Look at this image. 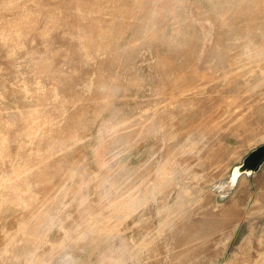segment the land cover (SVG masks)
Wrapping results in <instances>:
<instances>
[{
	"label": "rangeland",
	"instance_id": "374dc122",
	"mask_svg": "<svg viewBox=\"0 0 264 264\" xmlns=\"http://www.w3.org/2000/svg\"><path fill=\"white\" fill-rule=\"evenodd\" d=\"M264 0H0V264H264Z\"/></svg>",
	"mask_w": 264,
	"mask_h": 264
},
{
	"label": "water",
	"instance_id": "95a60500",
	"mask_svg": "<svg viewBox=\"0 0 264 264\" xmlns=\"http://www.w3.org/2000/svg\"><path fill=\"white\" fill-rule=\"evenodd\" d=\"M256 155L258 156V159L256 161ZM254 157V158H253ZM253 158L251 161L250 159ZM264 164V145L260 146L257 149L252 150L245 158L241 166H247L249 169H251V173H254L256 171H259L262 165ZM238 166V165H237ZM248 174L246 171L243 172V174ZM250 173V174H251Z\"/></svg>",
	"mask_w": 264,
	"mask_h": 264
},
{
	"label": "bare ground",
	"instance_id": "6f19581e",
	"mask_svg": "<svg viewBox=\"0 0 264 264\" xmlns=\"http://www.w3.org/2000/svg\"><path fill=\"white\" fill-rule=\"evenodd\" d=\"M264 144V143H263ZM257 149V148H256ZM254 158V157H253ZM251 158L250 161L253 159ZM258 159V156L256 155V161ZM242 164V163H241ZM241 164H239L238 166H236L233 171L231 172V177L233 182L238 181L239 177L243 174L244 171L251 173V169H249L247 166H241Z\"/></svg>",
	"mask_w": 264,
	"mask_h": 264
},
{
	"label": "crops",
	"instance_id": "0c3cea01",
	"mask_svg": "<svg viewBox=\"0 0 264 264\" xmlns=\"http://www.w3.org/2000/svg\"><path fill=\"white\" fill-rule=\"evenodd\" d=\"M258 172V171H257Z\"/></svg>",
	"mask_w": 264,
	"mask_h": 264
}]
</instances>
